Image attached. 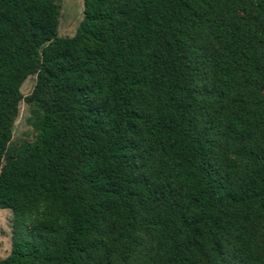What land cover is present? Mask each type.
Instances as JSON below:
<instances>
[{
    "label": "trees",
    "instance_id": "16d2710c",
    "mask_svg": "<svg viewBox=\"0 0 264 264\" xmlns=\"http://www.w3.org/2000/svg\"><path fill=\"white\" fill-rule=\"evenodd\" d=\"M57 26L0 0V264H264V0H83ZM21 101L38 134L8 155Z\"/></svg>",
    "mask_w": 264,
    "mask_h": 264
},
{
    "label": "rangeland",
    "instance_id": "374dc122",
    "mask_svg": "<svg viewBox=\"0 0 264 264\" xmlns=\"http://www.w3.org/2000/svg\"><path fill=\"white\" fill-rule=\"evenodd\" d=\"M49 1L54 4L58 16L57 36H74L83 19V0ZM35 83L36 75L29 76L20 88L22 95L31 94ZM40 114L41 109L37 104L25 103L24 101L19 103L17 117L12 129V138L7 147L8 155H15L23 146L35 142L38 132L35 130L33 122ZM10 248L11 212L7 209H0V259L8 256Z\"/></svg>",
    "mask_w": 264,
    "mask_h": 264
}]
</instances>
